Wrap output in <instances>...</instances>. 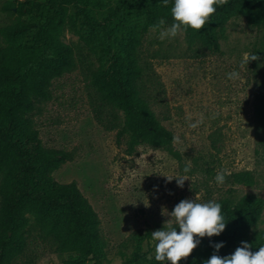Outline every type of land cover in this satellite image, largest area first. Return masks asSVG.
<instances>
[{"label":"rangeland","instance_id":"obj_1","mask_svg":"<svg viewBox=\"0 0 264 264\" xmlns=\"http://www.w3.org/2000/svg\"><path fill=\"white\" fill-rule=\"evenodd\" d=\"M102 1L114 6L122 0ZM49 14L42 0H0V28L42 21ZM67 15L61 40L74 48L75 66L52 81L50 96L32 118L46 149L67 152L51 176L59 183L74 181L97 213L105 264H121L137 248L155 257L151 233L163 228L167 212L181 200H236L246 193L264 199V125L255 114V95L264 78L263 26L249 15L231 16L219 38V52L189 43L184 33L161 41L150 28L140 48L143 95L159 123L182 143L172 140L175 154L148 144L128 152L126 139L118 138L114 127L122 111L100 90L97 75L104 65L98 42H86L79 19L72 25L71 8ZM5 44L0 33V47ZM245 53L260 59L241 66ZM234 70L240 72L237 81L226 75ZM201 117L198 127L188 126ZM188 164L191 180L183 188L161 175H183ZM220 171L227 175L217 186L214 178ZM241 171H251L254 182L234 181L232 174ZM31 220L24 250L4 264H91L80 262V252L69 243L40 233ZM255 228L264 229V208ZM208 239L201 238L191 253L202 264Z\"/></svg>","mask_w":264,"mask_h":264},{"label":"trees","instance_id":"obj_2","mask_svg":"<svg viewBox=\"0 0 264 264\" xmlns=\"http://www.w3.org/2000/svg\"><path fill=\"white\" fill-rule=\"evenodd\" d=\"M42 1L50 10L44 20L0 28L6 39L0 47V264L24 250L31 219L40 233L78 250L80 262L105 264L97 213L74 181L59 183L52 178L68 154L42 145L32 115L50 96L52 81L75 66L74 48L61 40L71 8L72 25L79 19L86 42L95 39L103 55L104 69L97 76L104 99L122 111L121 122L114 126L118 138L126 139L128 152L148 144L175 154L172 132L159 123L143 95L145 67L140 54L143 36L153 24L160 19L166 21L165 27L173 23L174 0L167 7L162 0H122L114 6L102 0ZM235 14L252 16L264 27V0H229L217 8L202 30L189 27L185 38L219 52L224 23ZM255 98V114L264 125V78ZM232 177L236 182H254L251 171L236 172ZM216 202L222 205L228 223L219 236L205 241V261L214 253H234L241 242L251 244L253 252L264 246V229L255 228L264 208L262 197L246 193L236 200L224 197ZM221 242L224 246L216 252L212 245ZM143 262L160 264L140 248L121 264ZM180 262L202 264L192 254Z\"/></svg>","mask_w":264,"mask_h":264},{"label":"clouds","instance_id":"obj_3","mask_svg":"<svg viewBox=\"0 0 264 264\" xmlns=\"http://www.w3.org/2000/svg\"><path fill=\"white\" fill-rule=\"evenodd\" d=\"M228 2L229 0H174L171 7L173 23L165 27L166 21L160 19L158 23L151 26V29L159 33L158 38L161 41L174 39L181 33L187 32L189 27L197 31L202 30L206 23H210L217 8L225 6ZM168 4L169 0H162L164 7ZM259 59L260 57L253 53H245L241 66ZM226 75L231 81L240 79V72L236 70ZM201 123H203V117L196 123H189L188 126L194 129ZM173 143H182V141L179 136H174ZM190 170L191 165L188 164L183 169V175H161L165 176L168 182L175 179L177 186L183 188L184 181L191 180L187 175ZM226 175L225 171L216 174L214 179L217 186L225 183ZM197 199L199 198L181 200L170 213L167 212L170 218L164 222L163 228L151 233V239L156 242L155 260L160 264H168V262L179 264L197 248L201 238L219 236L225 230L228 221L226 222L222 214V205L215 200L199 203ZM241 245L235 249L234 253L227 256L214 253L204 264H264V246L253 252L250 250L251 244L241 242ZM223 246L222 242L212 245L216 252H219Z\"/></svg>","mask_w":264,"mask_h":264}]
</instances>
